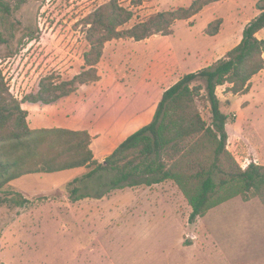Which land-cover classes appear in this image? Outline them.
I'll return each instance as SVG.
<instances>
[{"label":"rangeland","instance_id":"obj_1","mask_svg":"<svg viewBox=\"0 0 264 264\" xmlns=\"http://www.w3.org/2000/svg\"><path fill=\"white\" fill-rule=\"evenodd\" d=\"M108 1L28 0L17 8V0H5L10 12L0 11L6 38L0 43V69L7 95L22 99L37 91L46 76L70 79L82 72L90 48L88 17ZM117 1L133 11L125 24L131 27L194 0ZM259 1L219 0L191 19L176 20L169 35L108 41L96 65L101 80L79 84L50 105L26 103L30 126H59L68 117L79 119L77 125L95 126L97 158L103 161L120 140L148 124L136 129L145 120L140 117L121 127L110 125L114 109L127 108L147 85L156 87L167 78L163 90L186 72L218 61L242 40L244 28L259 13ZM218 18L219 33L208 34L209 24ZM257 36L264 38V28ZM199 83L205 85V80L194 81ZM119 86L123 91H117ZM230 87H217L221 109L229 116L228 149L242 168L252 161L264 165V69L254 76L249 92L234 93ZM154 97L150 91L140 101L141 109L150 108ZM197 104L211 122L208 101L198 99ZM90 170L28 174L4 187V195L20 192L29 202L0 207V264H264V204L259 198H233L194 222L192 207L172 180L72 201L67 183ZM95 184L89 182L90 192Z\"/></svg>","mask_w":264,"mask_h":264},{"label":"trees","instance_id":"obj_2","mask_svg":"<svg viewBox=\"0 0 264 264\" xmlns=\"http://www.w3.org/2000/svg\"><path fill=\"white\" fill-rule=\"evenodd\" d=\"M26 1L17 0L16 7ZM216 1L194 0L189 6L157 12L131 27L125 24L133 18V11L117 0L106 2L88 17L90 48L84 54L85 69L70 79L46 76L37 91L22 99L7 95L9 89L0 69V207L29 202L20 192L16 197L4 195V187L11 181L28 174L80 167L91 170L67 183L72 201L103 198L115 189L172 180L192 207L191 222L239 196L246 201L259 198L264 204V165L252 161L242 168L228 149L229 116L221 109L217 95V87L227 83L234 93L249 92L254 76L264 69V38L257 36L264 28V0L257 3L259 13L244 28L241 41L215 63L184 74L167 88L153 120L125 138L103 161L96 158L93 136L87 129L33 128L28 122L29 111L23 107L25 102L53 103L69 96L79 84L100 80L96 65L108 41L169 35L176 20L191 19ZM0 11L10 12L5 0H0ZM221 25V18L211 22L208 34H218ZM5 42L0 29V43ZM200 78L205 85L194 84ZM198 99L208 101L211 122L204 118ZM91 181L96 184L90 192Z\"/></svg>","mask_w":264,"mask_h":264},{"label":"crops","instance_id":"obj_3","mask_svg":"<svg viewBox=\"0 0 264 264\" xmlns=\"http://www.w3.org/2000/svg\"><path fill=\"white\" fill-rule=\"evenodd\" d=\"M258 35H259V32H258ZM186 73H188V72H186ZM163 79L164 80L161 82V84H158V86H156V87L153 84L147 85V88L144 87L142 93L140 94L141 96H139L138 99L135 97L133 99L132 104H130L127 108L125 106L123 108H122V106H119L117 109H114L112 118L110 119V121L108 122V124L113 125V126H116V127H121L125 123H127V120L128 119H130V121H132V120H137L140 117H144L145 120L142 121V123L136 124V129L139 128V127H141L143 124L149 123L153 119V117H154V114H155V111H156L158 102L160 101V99H161V97L163 95V92L167 88H169L171 86V85H169L167 88L161 90L160 88H161L162 84L164 82H166V81L169 80V79L167 80V78H163ZM179 79L180 78L176 79L174 81V83H176ZM100 80H98V81H100ZM98 81H96V82H98ZM123 89H124V87L119 86L117 88V91L120 92V91H123ZM150 91L153 92L154 93V96H155L154 99L151 100L152 106L150 108H147L146 110H142L141 107H140V101L144 102L143 100L147 96H149ZM61 99L62 98H60L59 100H61ZM59 100H57V101H59ZM57 101H55V102H57ZM55 102H53V103H55ZM26 103H29V105L37 104V103H33V102H25V103H23V107L25 109H26V107H25L26 106ZM50 104H52V103H50ZM50 104H46V105H50ZM78 120L79 119H75V118L68 117V118H66L65 123L63 125H59V126L66 127V128H71V129H87L91 133V135L93 136L91 146H92V149L94 151V154H95V156L97 158V156H98V154H97L98 152L96 151V141H97V138H95L96 128L97 127L92 126V125L91 126L80 125L81 124L80 122L77 125ZM122 141L123 140H120V143ZM110 152H112V151H110ZM109 153L104 154L103 155V159H105V157L108 156ZM99 161H101V160H99ZM80 168H82V167H80ZM74 169H78V168H74ZM69 170H72V169H69ZM166 181L159 182V183H155V184H161V183H164ZM155 184L147 185V186H153ZM141 185H143V184H141ZM138 186H140V185H138ZM134 187H137V186H134ZM97 199H101V198H97ZM108 202H110V201H108ZM70 220L73 221V222H75V223H77V222H79V223L80 222H83V223H88V224L89 223H94V219H70ZM206 248H207L206 250L213 249L212 246H207ZM214 248H217V247L215 246Z\"/></svg>","mask_w":264,"mask_h":264}]
</instances>
